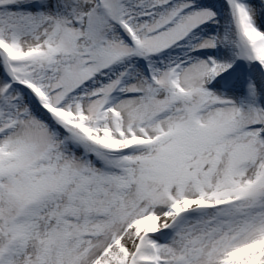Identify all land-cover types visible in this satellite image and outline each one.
Wrapping results in <instances>:
<instances>
[{"label":"snow or ice","instance_id":"6c2138e0","mask_svg":"<svg viewBox=\"0 0 264 264\" xmlns=\"http://www.w3.org/2000/svg\"><path fill=\"white\" fill-rule=\"evenodd\" d=\"M0 264H264V0H0Z\"/></svg>","mask_w":264,"mask_h":264}]
</instances>
